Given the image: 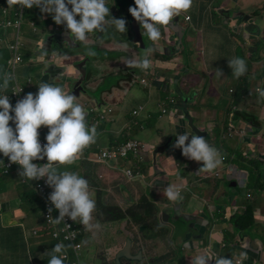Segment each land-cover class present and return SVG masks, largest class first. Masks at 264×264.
Listing matches in <instances>:
<instances>
[{"label":"crops","instance_id":"obj_1","mask_svg":"<svg viewBox=\"0 0 264 264\" xmlns=\"http://www.w3.org/2000/svg\"><path fill=\"white\" fill-rule=\"evenodd\" d=\"M259 1L261 0H226L225 8L232 6V11L236 13L233 18H227L225 9L222 10L220 19L224 21L223 26L217 24L219 16L213 13L212 7L205 8V5L199 9L196 17L188 12L182 13V16L186 14L190 20L185 18L183 22H179L175 19L181 15L174 17L166 29L161 28V37L155 45L150 40L158 59L150 56L151 68L141 71L142 76H137L141 81L132 80L130 70L135 69L139 73V69L129 67L127 61L131 58L140 59L144 51L137 49V44L132 46L134 37L121 33L117 35L118 30L111 24H105L104 31L93 32L86 42L81 43L70 36L65 25H57L51 14L42 13L37 7L30 9L25 16L23 37L24 33L30 34L32 22L36 24L39 33L31 34L32 40L23 39V64L18 69L21 83L28 93L33 94L38 92L41 82L63 87L66 92L74 94L76 102L84 107L89 127H96V142L85 149L84 160L75 162L80 167L85 166V169L67 171L76 172L83 177L84 173L91 171V166H95L91 171L94 179H105V190L110 189L113 196L116 190H120L138 199L142 192L138 191L139 194H136V188L132 186L137 182L141 183L146 191L151 190L152 200L161 209L159 215L163 218L161 224L166 232L165 236L159 234L157 238L148 239L146 243L152 250H149L151 264H192L198 256L226 257L231 259L233 264H238L239 260L243 261V264H264V184L251 181L252 173L255 179L264 176L262 168L259 169L261 163H264V98H260L257 92L258 88L264 90V42L254 34L257 27L252 28V32L246 29L249 24L245 20L252 17L249 20L251 24L259 23L260 11H254ZM106 4L111 10V15L117 18L118 0H106ZM0 5L8 6L7 0H0ZM134 6L135 3L132 7ZM207 11L211 12V16L206 15ZM121 14L125 16L128 24L135 20L129 9L127 13L125 11ZM239 15L242 17H238ZM77 19L79 20V16ZM106 20L108 21L109 17ZM56 28L59 30H55ZM107 30H110V34H105ZM104 38H107L105 42ZM198 39L199 44L196 41ZM248 39L258 41L261 45L262 56L258 55L259 58H256L260 64L256 63L250 73L236 78L229 66V60L234 57L246 59L238 54ZM42 50L47 51V56L43 59L40 58ZM103 51L113 54L111 62H108V57L99 58ZM9 57L8 50L0 46V59L5 61ZM105 65L117 69L120 77L128 81L125 83L128 87L127 96H130L138 85L150 90L146 91L153 96L152 101L147 98L136 100V93L132 95V104L136 101L146 107L140 117L142 119L136 122L143 130L153 129V122H156V116L160 114V122L166 121L171 126V139L175 142L177 135L184 133L189 135V140L192 135L202 136L211 146L215 145L216 138L220 141L223 138L232 158L226 160L222 157L226 164L221 161L216 168L218 171L224 169L222 176L210 178L213 170H203V162L186 158L182 149L171 152L170 148L156 155L160 146L168 144L163 140H160L158 145L147 143L151 151L143 155L144 161L152 165V181H148L142 172L130 184L126 180L122 181L123 184H118L119 179L112 180L108 174L109 171L117 170L113 163L93 164L92 159L97 152L124 143L131 131L127 130L129 118L116 116L119 112H125L123 104L119 103L122 100L118 101L119 88L122 85L110 78L116 77L117 71L103 72ZM258 65L262 66L263 71L258 70ZM217 69L221 70L223 75H219ZM147 72L150 78L144 75ZM242 77L246 78L245 83L242 82ZM144 78L149 80L148 85L143 83ZM251 79H255L257 83L254 84ZM192 86L196 88L192 89ZM184 87L187 88L186 92ZM172 89L175 95L172 94ZM195 94H198L200 99L194 96ZM172 97L177 101L170 100ZM168 99L170 102L165 106L167 112L164 113L161 106ZM155 104L159 110L153 107ZM12 105L15 106L14 103ZM132 108L137 106L133 105ZM103 115L106 118L97 124ZM195 128L202 134L195 132ZM41 129L40 138L47 141L49 130L46 126H41ZM157 131L163 132V129L160 127ZM107 142L110 143L105 144ZM243 144H246V147ZM238 154L244 157L242 163L235 160ZM128 164L133 167L137 163L133 161ZM19 172L8 177L7 182L0 183L8 186L7 189L0 188V264H43L51 259L47 254L56 244L49 242L50 235L41 227L42 216L24 209V184L23 178L20 180ZM201 176L203 180H209L213 184L212 191L206 196H201L194 189ZM216 178H227L229 185H238L234 186L233 192L228 195L227 192L221 191ZM252 183L253 185H250ZM33 185L34 181L30 187L35 189ZM170 185L179 191L181 199H168L165 189ZM258 193L260 195L256 197L255 194ZM38 209L40 208H34L33 211ZM251 210L254 212V224L246 228L235 225L236 215L247 212L250 214ZM92 223L98 224L94 216ZM36 228L41 231L39 238L31 237L30 234ZM44 240L47 241L46 244H43ZM120 241L123 242V239ZM85 245L84 264H98L99 249L92 235L87 238ZM121 249L122 247H119L118 252L107 250L102 257L116 263V256ZM133 257L141 260L138 258L139 254ZM123 261L124 259L122 263ZM210 264L215 262L211 261Z\"/></svg>","mask_w":264,"mask_h":264},{"label":"clouds","instance_id":"obj_2","mask_svg":"<svg viewBox=\"0 0 264 264\" xmlns=\"http://www.w3.org/2000/svg\"><path fill=\"white\" fill-rule=\"evenodd\" d=\"M7 4L8 7L19 6L20 9L37 7L42 13L51 14L57 25H65L70 36L81 43L86 42L93 32L104 31L106 18L111 15L106 0H7ZM192 6L193 0H135V6L130 7L129 11L155 45L161 37V28L166 29L174 17L187 13ZM110 23L121 33L127 31L126 20L123 18L112 16ZM152 52L153 48L145 49L140 59H129L128 66L148 71L152 66ZM45 56L47 51L42 50L40 58ZM229 66L236 78L247 72L246 61L242 58L230 59ZM217 72L223 75L221 70L217 69ZM130 73L132 76L143 75L135 69H131ZM13 79L11 73H4L0 90L7 91ZM143 80H146L147 83L144 84L148 85L149 80ZM257 92L260 98H264V90L258 88ZM86 116L84 107L76 102L74 94L47 82H41L37 93H28L18 100L15 106L10 102L8 95H0V154L11 163L21 166L18 171L24 186L27 185V180L39 181L46 178V183L53 189L49 200L59 212L58 218H53V209L49 208L48 221L60 224L65 222L66 218L74 222L79 220L85 230L92 231L99 228V225L92 223L96 203L89 191L88 180L73 171H60L61 166L73 165L83 155L84 150L96 142V127H89ZM41 126H46L49 130L47 143L43 145L39 132ZM174 147L182 149L186 158L203 162V170L212 171L221 163L218 150L209 145L202 136L192 135L189 140L187 133L178 134ZM45 158V164L34 163ZM133 161L132 159L128 162ZM134 166L137 170L140 168L139 164ZM165 194L170 201L181 199L179 191L172 185L165 189ZM162 219L160 216L161 222ZM94 233L95 231H92L90 234L93 238ZM65 249L63 243L56 244L51 250L48 264H64L65 256L56 254L64 252ZM211 261L215 264H233L229 258L212 256H198L192 264H210Z\"/></svg>","mask_w":264,"mask_h":264},{"label":"rangeland","instance_id":"obj_3","mask_svg":"<svg viewBox=\"0 0 264 264\" xmlns=\"http://www.w3.org/2000/svg\"><path fill=\"white\" fill-rule=\"evenodd\" d=\"M134 2H135V0H118V8L123 7L122 10H124V11H122V12L126 11V13H127V10L134 4ZM259 2L260 3L254 8V11H260V13L258 14L259 23L257 22V25H261L262 28L264 29V0H261ZM225 4H226V0H193V6L188 11V14H191L194 17H196L197 13H199V9L203 5H205V8L206 7H208V8L212 7L213 13H215L216 16H219L218 20L220 22L217 21V24L223 26L224 21H222L220 19V17L222 15V10L226 9L225 8L226 7ZM242 4H244V1L242 2ZM118 13H119V15H118L117 19L123 18V19L126 20L125 16H123V14H121L120 10H118ZM206 15L211 16V12L207 11ZM180 18H181V22H183V20H185V18H186V20H190V17H188L186 14H184V16H180ZM250 19H252V17ZM110 22H111V20L109 19L106 22V24H108V23L111 24ZM129 25L130 24L126 23V28H127L126 32L121 33L119 31H117L116 34L119 35L121 33L124 36H129V37L132 38L134 36V32H133L131 26H129ZM111 26L114 27V25H112V24H111ZM26 30H27V27L24 28V31H26ZM106 33L110 34V30L109 31L108 30L105 31V34ZM26 34H28V35H26ZM26 34L24 33L25 40L26 39H31V40L33 39V36L31 35V33L30 34L26 33ZM197 35L198 34H196L195 37H197ZM118 37H120V36H118ZM106 40H107V38H104L103 41L105 42ZM146 40H147L148 48H152V45L150 44V39L148 37H146ZM248 40H249L248 42H244V44L242 45V47L239 50V54L238 55H241L242 57H245L246 59H248L250 61L249 62L248 60L244 59L246 61V64H247V72L250 73L253 70L254 65L257 63L256 58L257 59L259 58L257 56L258 55L262 56V53H261L262 48H261V45H260V43L258 41L250 40V39H248ZM196 41L199 44L200 39H198ZM186 42H187V40H186ZM132 46L133 47L136 46L134 41H132ZM194 46H195V43H194ZM136 48L140 49L139 47H136ZM262 52H263V50H262ZM97 54L99 55V53H97ZM254 55H255V57H254ZM107 57L109 58L108 62H111V59L114 56H113L112 53L111 54H106L104 51H103L102 55L99 56V58H103V59H106ZM151 57L155 58V59H158V57H157V55H156L154 50H153V52L151 54ZM257 64H260V63H257ZM104 67H105V69H103V72L109 71V70H113L114 72L117 71V69H114V67H112L110 65H105ZM257 67H258L259 71H263L262 70V66L258 65ZM247 72H246V74H247ZM116 73H117L116 77L115 76H111L110 78H112L116 82L121 83V85H122V87L119 88V95L120 96L118 98V101L122 100L119 103L123 104V109L125 110V112H123L122 114H120V112L117 113L116 116L120 115V116H123V117L126 116V117L129 118L127 130L131 129V131H130V136H129L128 139L129 140H136V141H139V142H141L143 144L155 143V145H158L160 143V140L161 141L163 140V142H169V140L172 138V136H171V126L169 125V123L167 124L166 121H162L164 123L161 124L162 122H160V120H161L160 116H159L160 114H157L156 122H153V129H144L143 130L141 125H138V126L136 125V122L138 121V119L141 120L142 118H135L134 115H133V111L135 109H138L141 106V104H140V102H136V101H134V104H132L133 103L132 95L136 93V98H135L136 100H143L144 98H147L148 100L152 101L153 100V96H150L149 92L146 91V90H149V89L143 88L141 86L143 88L142 89L140 87V85H138V86H136L134 88V91H132V94L130 96H127L126 92L128 90V87L125 85V83H127L128 81H126L124 77L123 78L120 77L121 75L119 74L118 71ZM132 80L141 81V78H137V76H133ZM251 81L254 84L257 83L255 81V79L254 80L251 79ZM242 82L245 83L246 82V78L242 77ZM162 83H164V82H162ZM181 85H183V83ZM191 85H192V83H191ZM172 87L174 88L173 85H172ZM195 88H196L195 86H192V89H195ZM152 90H154V88H152ZM184 90L186 92L187 88L184 87ZM171 92H172L173 95H175L174 89H172ZM194 96H196L198 99H200V96L198 94H195ZM173 100L177 101L176 99H173ZM133 105L137 106V108L133 109L132 108ZM153 107L155 109L159 110L157 104H155ZM127 113H128V115H127ZM160 127L163 129L164 133L162 131H160V132L157 131L158 129H160ZM106 137H108V136H106ZM216 137H217V135H216ZM110 142H111V139H110ZM110 142H107L105 144H109ZM214 142H215V145L212 146V147L220 150V152H219L220 159H221L223 164H226L222 160V157H224L226 160H230L232 157H231V154H229V150L226 148L223 139H221V141H220V140H218V138H216ZM174 144H175V141L171 145V147H170L171 149L172 148H176V147H174ZM243 145L246 147V144H243ZM243 148L244 147H242V149ZM132 159L135 161V163L139 164V166H140V168L142 170V171H140V175L143 172L147 176V180L148 181L151 180L150 171H151L152 165L150 163H146V161H143L141 158L136 159V158L133 157ZM243 159H244V157H243L242 154H238L235 157V160L239 161L241 163H242ZM34 163H36V161H34ZM113 164H114V166H115V168L117 170L109 171L108 174L110 176V179H112V180L119 179L120 182L118 184H123L122 183L123 180H126L129 184H130V182L132 180L134 181V179L129 177L128 174H127V171L129 170V168H133L135 172L137 171V169L135 168L134 165H133V167H131L130 164H128V163H126V162H124L122 160H120L118 164L117 163H113ZM263 164L264 163H261V167L259 169L261 170V168H262V170L264 172ZM223 170H224L223 168H221L220 171H218V169L213 170L210 178L217 177L219 175L221 177ZM202 178L203 177L201 176L200 177V181H197L199 185L196 184V187L194 189L201 196H206L208 193H210L212 191V189H213L212 185L213 184H211V182L209 180H203ZM253 180H254V177H251V181H253ZM216 182H217V184L220 185V189H221V191L223 193L227 192V194L229 195L230 192H233V187L231 185H229V182H228L227 178L226 179H220V180H218L216 178ZM255 182L256 183L261 182V183L264 184V176L263 177H256ZM100 184L104 188V190H101V192H100L101 193L100 194L101 195V201L104 204H106L107 206H116V207L118 206V207L122 208L124 211H127L129 208H131L135 204H137L144 194H148V197L150 196L149 197L150 201L153 202L157 206V208L159 209V212L161 211V209L158 206V204L154 200H152V198H151V190H147L146 191L141 183L137 182V183L132 184V186H134L136 188V191H137L136 194H139L138 191L142 192V194L140 195V197L138 199H136V196L132 197V195L130 193L129 194H125V193H123V191L121 192L120 190H116L114 192L115 194L113 196L112 191L110 189H106L105 190V179H103V178L101 179V183ZM250 185H253V183L250 184ZM0 188L7 189L8 186L0 184ZM31 190H33L34 193H37V191L35 189H33V188L29 187V186H28V189L26 191L25 190V186H24L23 194H22V196H23L22 197V201H24V204H25L24 209L32 211L33 214H35L37 212V210L33 211L34 208L37 209V207L39 208L40 205L39 204L38 205L34 204L32 202V201H37L35 198H33V200H32V198L27 197L25 195V193L31 192ZM126 190H127V187H126ZM246 191H248V189ZM97 194H98L97 192H95V191L93 192V190H92V198L93 199L97 198ZM227 194H226V196H227ZM258 195H260V193L255 194L256 197ZM38 213L42 216L41 209H38ZM117 222L118 221L114 220V221H112V223L111 222L102 223L101 221L98 220L99 228H97L95 230V233H94V240H95V243L98 245V249H99V252H98V256L99 257H98L97 261L101 262L100 259L102 258V256L104 255V253L107 250L112 251V252L117 250V252H118V248L119 247H122L121 250H124V248L127 247L128 245H132L131 246L132 255L135 256V255L139 254L138 258H140L141 260L136 258L135 260H131V262H133V264H150V261H149V250L151 252H152V250H151V248L149 246L148 247L146 246V243H147L148 239H146V237H145L144 227L143 226L140 227L137 224L133 223L132 225H129V226H132V228H127V223H131V222H127L126 221L124 223L123 221H120L118 224H117ZM103 225H106V226L103 227L104 229L102 228ZM134 226L136 227L137 230L135 229ZM90 236L91 235L88 232L86 237L81 236L79 242L80 243H84L87 240V238H90ZM31 237H33V236H31ZM48 237H49V242L55 243L51 236H48ZM36 238H39V237H36ZM120 239H123V242H121ZM38 242H40V241H38ZM46 242L47 241L44 240L43 244H46ZM51 255H52V253L50 252V253L47 254V257L51 258ZM56 255H59V253L56 254ZM150 259H151V257H150ZM43 264H48V261H46Z\"/></svg>","mask_w":264,"mask_h":264},{"label":"built area","instance_id":"obj_4","mask_svg":"<svg viewBox=\"0 0 264 264\" xmlns=\"http://www.w3.org/2000/svg\"><path fill=\"white\" fill-rule=\"evenodd\" d=\"M30 9L23 8L20 9L19 6H14L9 8L6 5H0V46H4L8 50L10 57L6 59V73H11L14 76V79L11 81L9 88L11 89L10 93L7 92L3 95H8L10 102L16 104L20 99H23L28 92L26 88L21 83L20 76L18 74V69L23 64V49H24V37H23V25L25 23L26 14ZM55 30H59L56 28ZM30 33L37 34L39 33L38 28L34 22L30 24ZM3 70V65L0 59V72ZM143 83H147L146 80H143ZM174 103L171 105L173 106ZM166 104H163L161 107L164 113L167 112L165 109ZM145 111V106H140L138 109L133 111L135 118H140ZM106 117L101 116L99 122ZM41 134L42 129H39ZM41 144H46L47 141L40 138ZM151 149L147 144H143L136 140H129L122 145H116L101 149L96 153L95 157L92 159L93 164H108V163H119L120 160L124 162L131 161L132 158H141L144 160L143 155L150 153ZM84 153L79 157L76 162L84 160ZM0 176H9L14 174L16 171L21 170V166L18 164H13L10 160L0 154ZM91 162V163H92ZM37 164L47 163V159L37 160ZM62 167V166H61ZM140 168L135 172L133 168H129L127 174L129 177L135 179L140 174ZM26 182V180H24ZM35 190L37 195L43 201V210L42 214V225L46 233L50 235L55 242V244L63 243L66 246L64 252L59 253V255H64V264H84V253L86 252V245L80 243L79 240L81 236L86 237L87 233L90 234L92 231H87L83 225L77 220L76 222L72 221L69 218L65 219V222L60 224H54L48 221L49 208H52L51 215L53 218H58L59 212L55 209L54 205L51 204L49 196L53 189L46 183V178L39 181H35ZM90 193L92 191L89 188ZM32 236L39 237L41 231L39 229H34L30 232ZM67 237V239H66ZM238 264H243V261L239 260Z\"/></svg>","mask_w":264,"mask_h":264},{"label":"trees","instance_id":"obj_5","mask_svg":"<svg viewBox=\"0 0 264 264\" xmlns=\"http://www.w3.org/2000/svg\"><path fill=\"white\" fill-rule=\"evenodd\" d=\"M117 8H118V5H117ZM122 8L123 7H120V8H118V10H120L121 12L124 11V10H122ZM112 16L114 18L116 17L115 15H112ZM112 16L111 15L109 16L110 20H112ZM5 62H6V60L5 61L1 60V63L3 65V70H2V72H0V84L3 83L2 77H3L4 73L7 72L5 70V67H6ZM148 76L149 75H147V77ZM10 91H11V89L9 88L8 93H10ZM6 92L7 91L0 90V95L5 94ZM126 141H128V139L125 140V142ZM178 149H180V148H172L171 152H175V151L177 152ZM78 163H79V161H78ZM78 163H74L73 165H70L67 167H60V171H65L67 169L84 170L85 166L80 167L79 165H77ZM94 167L91 166V171H93L92 168L93 169L96 168V167L95 168ZM91 171L88 173H84L83 177L88 180L90 190L91 191L93 190V192L95 191L98 193L97 198H94L95 203H96V209L93 213V216L97 220L101 221L102 223H106V222L112 223V221L115 220V221H118L117 224L120 221H123L124 223L126 221L131 222V223H127V228H132V226H129V225H132L133 223L137 224L140 227L143 226L146 239L153 240L154 238H157L159 236V234H161L162 236L166 235V232L164 231L163 226L161 224L159 209L157 208V206L153 202L150 201V199L147 195L144 194L142 196V198L140 199V201L137 204H135L133 207L129 208L127 211H124L122 208H120L118 206L117 207L116 206H107L106 204H104L101 201V195H100L101 194L100 192L102 190V186L100 184L101 180H99V178L94 179L93 173ZM251 177H254V173H252ZM254 180H255V177H254ZM2 181L7 182L8 176L7 177H1L0 183ZM34 182H35V180H34ZM31 185H32V181L27 180V185H25V190L27 191L28 186L30 187ZM33 186H35V185H33ZM25 195L27 197L32 198V200H33V198H35L37 201H32V202L34 204H37V205L39 204L40 205L39 208L41 209V211L43 210V208H44L43 207V201L36 193H34L33 190H31V192L25 193ZM35 214L40 215L38 213V210ZM234 221L238 225L239 228L250 227L252 224L255 223L254 212L251 210L250 214H249V212H247V213H244L242 215H236ZM96 229H93V230L95 231ZM135 229H136V227H135ZM100 261L101 262H99L98 264H115L114 260L110 261V260H107L105 257H102L100 259ZM122 264H133V262H131V260L124 259Z\"/></svg>","mask_w":264,"mask_h":264},{"label":"water","instance_id":"obj_6","mask_svg":"<svg viewBox=\"0 0 264 264\" xmlns=\"http://www.w3.org/2000/svg\"><path fill=\"white\" fill-rule=\"evenodd\" d=\"M233 14H235L236 12L235 11H232ZM238 17H242L241 15H239ZM178 20V19H177ZM245 20H247V24H249L248 27H246V29L250 32H252V28L251 26L254 25V24H251V22L249 21L250 19L249 18H246ZM133 32H134V43L137 44L140 49H142V51H145V49L148 48L147 46V40L145 38V34H144V31H142V27L141 25L139 24V22H137L136 20H133V23L130 24ZM257 32H255L254 34H257V36L260 37V40L262 42H264V35H263V28L261 25H257ZM153 42V41H152ZM152 44V43H151ZM140 76V74H139ZM195 132L199 133V134H202V132L200 130H198L197 128H195ZM175 140H170L168 142V144L164 145V146H160L157 151H156V155L157 153H161V152H164L166 149H170L171 145L174 143ZM238 184H234L232 185V187L234 186H237ZM131 246L132 245H128L127 247L124 248V250H121L117 256H116V263L117 264H121L122 263V260L123 259H130V260H135V258L133 257L132 255V250H131Z\"/></svg>","mask_w":264,"mask_h":264},{"label":"flooded vegetation","instance_id":"obj_7","mask_svg":"<svg viewBox=\"0 0 264 264\" xmlns=\"http://www.w3.org/2000/svg\"><path fill=\"white\" fill-rule=\"evenodd\" d=\"M132 7V6H131ZM234 8L232 7V6H230L228 9L226 8L225 9V12H226V14H225V17H227V18H233L234 17V15H233V13L231 12L232 10H233ZM227 15V16H226ZM181 16H182V14H181ZM178 19V21L180 22L181 21V18L180 17H177L175 20H177ZM174 20V21H175ZM254 27H258L256 24H254V25H252L251 26V28H253L254 29ZM146 38V37H145ZM134 72V71H133ZM139 72H141V70L139 69ZM135 73V72H134ZM144 75H146V74H144ZM149 77V76H148ZM192 223H190V225H191ZM235 225H237L236 223H235ZM238 226V225H237Z\"/></svg>","mask_w":264,"mask_h":264}]
</instances>
